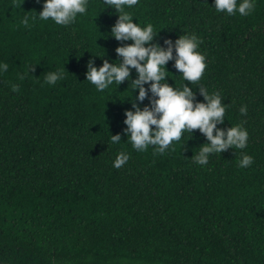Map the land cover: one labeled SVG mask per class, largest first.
Wrapping results in <instances>:
<instances>
[{
  "label": "trees",
  "instance_id": "obj_1",
  "mask_svg": "<svg viewBox=\"0 0 264 264\" xmlns=\"http://www.w3.org/2000/svg\"><path fill=\"white\" fill-rule=\"evenodd\" d=\"M42 4L0 0V61L9 65L0 74V264H264V0L247 16L218 13L213 0H138L129 9L134 23L154 25V44L201 38L207 68L185 81L194 103L204 101L198 88L218 91L227 108L217 127L242 122L249 133L245 149L211 154L206 165L191 159L207 142L199 130L163 154L133 149L123 132L137 95L130 81L99 92L86 80L92 55L105 54L97 67L120 59L115 9L88 0L85 14L61 26L36 16ZM173 64L166 79L179 87ZM57 70L63 79L47 84ZM119 152L129 159L115 168ZM242 152L254 158L247 168Z\"/></svg>",
  "mask_w": 264,
  "mask_h": 264
},
{
  "label": "clouds",
  "instance_id": "obj_2",
  "mask_svg": "<svg viewBox=\"0 0 264 264\" xmlns=\"http://www.w3.org/2000/svg\"><path fill=\"white\" fill-rule=\"evenodd\" d=\"M137 3L138 0H103L105 8H113L118 13L110 35L121 42L115 49L120 59L118 63L102 59V65L97 67L94 58H103L105 54L102 57L92 55L86 63L85 72L86 80L99 92L113 84L120 85L126 80L130 81L132 94L136 92L137 95L130 101L131 109L124 112L123 123L126 128L123 132L132 148L143 152L149 146H154V153L163 154L173 141L181 139L183 133L191 135L193 130H199L207 142L198 147L199 151L191 157L198 165H206L211 154L233 148L245 149L249 133L242 122L226 129L217 127L224 123L227 108L222 103L221 94L201 87L198 89L204 101L194 103L192 87L185 84V81H200L207 68L206 57L199 50L201 38L193 32L180 35L175 41L166 39L164 44L167 47L152 43L159 32L150 22L143 26L139 22H133L129 9ZM255 4L256 0H213L216 12H225L227 15L238 13L247 16ZM87 9L88 0H43L42 10L39 14L35 13L40 20L51 19L56 25L68 26L76 20L78 14H85ZM20 22L28 26L29 17L25 15ZM128 41L131 43H127ZM170 60H174L173 67L182 75L184 83L179 87L171 86L167 82V74L170 72L166 65ZM8 68L6 62L0 61V74ZM133 69L136 73L135 79L130 78ZM31 70L29 68V72ZM20 79L23 80L24 75ZM60 79H63L62 70L45 74V82L49 85ZM11 87L13 91L19 90L17 84H12ZM146 98L149 104L141 107ZM239 112L241 116H245L247 106L241 105ZM120 141L119 133L111 135L112 143ZM240 155L239 167L247 168L253 163V156L244 152ZM128 159V153L119 152L113 161V167H122Z\"/></svg>",
  "mask_w": 264,
  "mask_h": 264
}]
</instances>
